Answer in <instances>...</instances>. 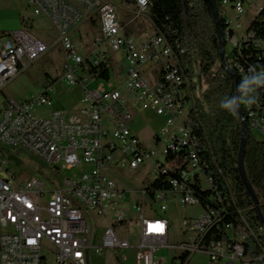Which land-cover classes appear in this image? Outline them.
<instances>
[{
    "label": "built area",
    "instance_id": "obj_1",
    "mask_svg": "<svg viewBox=\"0 0 264 264\" xmlns=\"http://www.w3.org/2000/svg\"><path fill=\"white\" fill-rule=\"evenodd\" d=\"M26 1L50 21L56 39L49 43L26 27L0 31V92L58 46L63 78L81 86L82 107L58 106L51 80L37 96L7 97L0 107V153L8 147L34 152L48 164L51 174L45 178L52 186L38 176L17 175L11 160L0 156V264H87L90 247L98 254L134 249L144 264H161L156 253L162 248L187 254L185 264L198 253L212 264H264V249L257 256L247 253L246 236L225 220L234 198L231 187L225 190L208 172L207 148L193 119L195 89L189 66L182 64L186 47L154 21L153 0ZM263 11L264 0H221L225 49L230 45L226 61L240 82L250 66L264 69V38L251 28ZM96 80L98 87L91 89ZM258 91L256 104L241 105L251 134H264V88ZM42 105L50 108L48 117L35 114ZM140 110L165 120L152 135L156 147L132 128ZM78 166L89 169L66 175ZM148 166L152 172L143 174ZM117 169L150 178L140 189H125L112 176ZM163 175L169 188L150 195L148 184ZM170 199L201 209L186 217V237L175 243L165 215ZM91 211L107 225L94 246ZM129 223L138 225L135 243L118 231Z\"/></svg>",
    "mask_w": 264,
    "mask_h": 264
},
{
    "label": "trees",
    "instance_id": "obj_2",
    "mask_svg": "<svg viewBox=\"0 0 264 264\" xmlns=\"http://www.w3.org/2000/svg\"><path fill=\"white\" fill-rule=\"evenodd\" d=\"M214 2L225 38L226 20L221 13V0ZM152 13L154 21L168 33L171 40L186 47L182 64L189 66L188 74L193 89L197 87L196 74L206 75L218 66L203 97L197 99L193 119L200 125L198 133L207 148L205 156L210 165L208 172L214 175L222 188H227L228 184L232 190V193L229 191V197L233 195L234 203L229 206V214L225 220L232 222L235 230L246 236L247 253L257 256L264 249V224L239 172L238 153L242 138L240 114L232 116L220 107L224 97L236 95L235 80L220 65L219 38L209 1L153 0ZM251 28L264 38V11L254 20ZM246 54L250 53L246 51ZM259 67L264 68V59ZM245 168L264 214V140L257 139L253 134L246 147ZM147 188L150 195H153L154 190L169 188L167 175L148 184ZM177 259L185 264L187 254L174 257L173 263Z\"/></svg>",
    "mask_w": 264,
    "mask_h": 264
},
{
    "label": "rangeland",
    "instance_id": "obj_3",
    "mask_svg": "<svg viewBox=\"0 0 264 264\" xmlns=\"http://www.w3.org/2000/svg\"><path fill=\"white\" fill-rule=\"evenodd\" d=\"M246 19H244V22ZM28 22V23H26ZM29 28L31 32L52 43L56 39V30L50 21L42 15H35L26 0H0V31H14L21 28ZM227 53L230 52V45L226 47ZM63 54L59 47L56 46L54 50L47 53L44 57L38 59L30 65L24 72L20 73L9 85L0 92V107L4 104L7 97H14L19 101H25L29 98L37 96L46 88L50 80L54 83L52 91L55 103L68 110L75 111L82 107V88L80 85H72L63 78ZM221 65V63H220ZM218 66L213 68L208 74H196L197 87L194 90L196 99L202 98L204 91L207 89L210 78L216 73ZM99 80L93 81L89 84L91 89L98 87ZM35 114L39 117H48L50 115V108L47 106H39L35 109ZM165 124L162 116L157 115L152 110L139 111V114L132 122V128L136 131L141 139L149 146L156 147L152 135L160 132ZM253 135L259 139L264 140V134L253 132ZM10 150V151H7ZM7 150L0 153L1 157H6L11 160V168L17 175L38 176L44 182L49 184V180L45 178L50 175L48 164L38 157L34 152L29 150H22L15 152L14 149L8 147ZM88 170L87 166H78L74 169H68L66 175L72 176L81 170ZM148 171L152 172L150 166L143 174L148 175ZM112 176L125 189H140L147 185L148 178L143 179L141 172H128L126 170L117 169L112 172ZM129 198V197H128ZM127 198V199H128ZM138 199V197H137ZM201 212L199 206L183 205L175 199L168 201V210L165 213L171 219L170 241L172 243L183 240L186 236V217L196 216ZM90 225V246L99 244L102 236L106 230V221L96 216L94 212H87ZM134 219L137 214L132 212ZM128 229L120 228L118 231L128 238L132 243L139 240L138 225L136 223H129ZM161 264H181L180 259L175 263L174 257L177 256L175 251L168 248H162L156 253ZM49 260L53 261L54 256L51 252ZM87 264H144L139 263L134 249H126L121 251L119 249H105L102 253H96L90 247L87 250ZM188 264H212L206 254L198 253L192 257Z\"/></svg>",
    "mask_w": 264,
    "mask_h": 264
},
{
    "label": "water",
    "instance_id": "obj_4",
    "mask_svg": "<svg viewBox=\"0 0 264 264\" xmlns=\"http://www.w3.org/2000/svg\"><path fill=\"white\" fill-rule=\"evenodd\" d=\"M208 1H209L211 10H212L214 23L216 25V30H217V34H218V38H219L220 63L223 66V68L233 76V78L235 80L236 95H240V93L238 92V86L241 83L239 74L234 69L229 67L227 64V61H226L225 41H224L223 34H222L221 20L219 17L217 6L215 5L214 0H208ZM239 114H240V118L242 121V138H241L240 150L238 153L239 172H240L241 178L244 182V185L246 186L247 191L249 192V194H250V196H251V198L255 204L258 216L260 217L262 223L264 224V214L262 211L260 200L258 198V195H257L255 188L253 187L251 181L249 180V177L247 175L246 168H245L246 147H247L248 141L250 139L251 133H250L249 125H248L247 119L244 115L242 107H240V109H239Z\"/></svg>",
    "mask_w": 264,
    "mask_h": 264
},
{
    "label": "clouds",
    "instance_id": "obj_5",
    "mask_svg": "<svg viewBox=\"0 0 264 264\" xmlns=\"http://www.w3.org/2000/svg\"><path fill=\"white\" fill-rule=\"evenodd\" d=\"M249 74L245 75L238 86L240 95L224 97L220 102V107L225 109L232 116L239 114L242 104L249 107L256 104L259 99V89L264 88V69L257 71L253 66L248 69Z\"/></svg>",
    "mask_w": 264,
    "mask_h": 264
}]
</instances>
